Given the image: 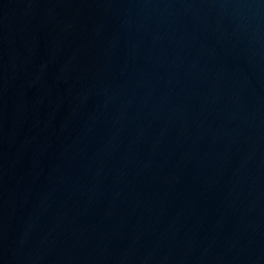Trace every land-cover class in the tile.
<instances>
[{
    "label": "water",
    "instance_id": "95a60500",
    "mask_svg": "<svg viewBox=\"0 0 264 264\" xmlns=\"http://www.w3.org/2000/svg\"><path fill=\"white\" fill-rule=\"evenodd\" d=\"M0 264H264V0H0Z\"/></svg>",
    "mask_w": 264,
    "mask_h": 264
}]
</instances>
